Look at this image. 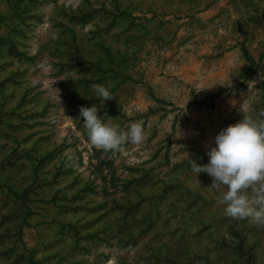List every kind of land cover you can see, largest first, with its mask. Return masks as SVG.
<instances>
[{
    "label": "rangeland",
    "instance_id": "1",
    "mask_svg": "<svg viewBox=\"0 0 264 264\" xmlns=\"http://www.w3.org/2000/svg\"><path fill=\"white\" fill-rule=\"evenodd\" d=\"M93 104L143 143L93 145ZM243 118L264 0H0V264H264V226L189 168Z\"/></svg>",
    "mask_w": 264,
    "mask_h": 264
},
{
    "label": "clouds",
    "instance_id": "2",
    "mask_svg": "<svg viewBox=\"0 0 264 264\" xmlns=\"http://www.w3.org/2000/svg\"><path fill=\"white\" fill-rule=\"evenodd\" d=\"M93 91L104 102L113 98L104 85H93ZM102 107L93 104L80 109L93 145L116 151L127 143H143L146 133L140 123L121 130L98 114ZM213 143L215 146L207 151L208 163L202 165L189 159L190 171L196 177L207 173L212 178L211 189L222 193L220 202L227 216L264 226V122L243 118L222 129Z\"/></svg>",
    "mask_w": 264,
    "mask_h": 264
}]
</instances>
